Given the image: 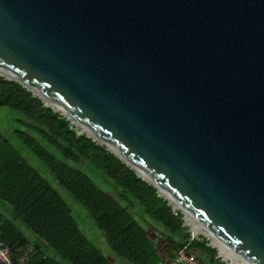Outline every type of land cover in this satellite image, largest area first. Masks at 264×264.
Returning <instances> with one entry per match:
<instances>
[{
  "label": "water",
  "instance_id": "obj_1",
  "mask_svg": "<svg viewBox=\"0 0 264 264\" xmlns=\"http://www.w3.org/2000/svg\"><path fill=\"white\" fill-rule=\"evenodd\" d=\"M0 66L264 264V0H0Z\"/></svg>",
  "mask_w": 264,
  "mask_h": 264
},
{
  "label": "trees",
  "instance_id": "obj_2",
  "mask_svg": "<svg viewBox=\"0 0 264 264\" xmlns=\"http://www.w3.org/2000/svg\"><path fill=\"white\" fill-rule=\"evenodd\" d=\"M14 79L0 74V109L11 120L0 129V239L14 260L25 264H111L81 230L64 196L15 147L11 138L41 163L56 183L82 205L111 250L129 264H168L186 247L203 264L215 261L217 249L203 236L191 238L180 210L157 188L104 144ZM162 230L158 238L155 227ZM27 230L45 244L41 250ZM156 238H155V237ZM200 237V238H199Z\"/></svg>",
  "mask_w": 264,
  "mask_h": 264
},
{
  "label": "rangeland",
  "instance_id": "obj_3",
  "mask_svg": "<svg viewBox=\"0 0 264 264\" xmlns=\"http://www.w3.org/2000/svg\"><path fill=\"white\" fill-rule=\"evenodd\" d=\"M0 74L4 75L6 78H9V76L2 71H0ZM44 102L48 103L46 99L44 100ZM74 124L77 127V131L79 133L84 132L88 136L91 137L90 132H88L87 130L85 131V129L82 128L78 123L74 122ZM10 125H11V120L6 115L5 110L0 109V129H3L5 132H8L7 130L10 128ZM11 141L15 145V147L27 158V160H29V162L33 166H35L40 171V173L44 177H46L51 182V184L55 188H57L58 191L64 196V198L66 199V201L70 205L72 213H73L75 219L77 220L81 230L91 239V241L94 243V245L97 246L102 251V253L111 262V264H129L123 258L119 257L118 255H116V253H114L111 250V248L109 247L108 243L106 242L104 236L102 235V232L92 222L91 218L89 217V215L87 213V210L82 205L77 203L64 189H62L56 183V181L53 179L52 175L46 170V168L41 163H39L38 160H36L23 147V145L20 142L16 141L14 138H11ZM155 225L160 226L158 224H155ZM197 225H198V223L196 221H190L189 219L186 221L184 220V226L186 227V230L190 234H194V236L203 235L202 234L203 230H202V228L199 227L200 224L198 225L199 228L197 230L195 229ZM156 230H159V228L156 227ZM25 234H30V233L27 230H25ZM157 240H158V244L160 245V247L163 246V247H165V249H168V246L162 241L161 238L157 237ZM207 240L210 241V239H208V238H207ZM213 242H214V239H213ZM66 264H68V263H66Z\"/></svg>",
  "mask_w": 264,
  "mask_h": 264
},
{
  "label": "built area",
  "instance_id": "obj_4",
  "mask_svg": "<svg viewBox=\"0 0 264 264\" xmlns=\"http://www.w3.org/2000/svg\"><path fill=\"white\" fill-rule=\"evenodd\" d=\"M170 203L172 204V210L174 214L177 213V210H180L183 215V219L185 221L189 219V216L187 215L186 211H183L182 209H180L176 203L172 201H170ZM199 227L202 228L203 230L202 234L208 239H210L209 244H211L213 247H215L218 250V254L220 256L226 257L230 259V261L235 262L236 264H246L241 259L237 258L231 253L227 252V250L225 251V249H222L219 245L215 244L213 242V237L209 234V232L205 228H203L201 225ZM190 235H191V238L196 237L194 236V234H190ZM0 264H25V262L23 259L14 260L11 255L10 247L4 240L0 239ZM169 264H203V263H201L198 260V258L193 252H189L187 251L186 247H182L177 251V253L174 256V259Z\"/></svg>",
  "mask_w": 264,
  "mask_h": 264
},
{
  "label": "crops",
  "instance_id": "obj_5",
  "mask_svg": "<svg viewBox=\"0 0 264 264\" xmlns=\"http://www.w3.org/2000/svg\"><path fill=\"white\" fill-rule=\"evenodd\" d=\"M7 131H9V130H7ZM0 212L1 213H3V215L4 216H6L7 218H12V216H13V213H12V211H11V209L7 206V204L6 203H4L3 201H0ZM153 225H154V227L156 228V227H158L159 228V230H156L155 229V233H153V235H155L156 237H157V235H158V232L157 231H160V230H162V227L161 226H156L155 225V223H152ZM29 238H30V240L32 241V242H35V244L39 247V248H41V250H44V249H46V246H45V244L43 243V242H41V241H38V240H36V238H34L32 235H30V234H26ZM154 236V237H155ZM200 236H202V235H200ZM155 237V238H156ZM206 240H207V238L205 237V236H203ZM200 238V237H199ZM155 240H157V239H155ZM158 241V240H157ZM208 244H209V241H208ZM210 245V244H209ZM212 246V245H211ZM110 262V261H109ZM171 262V261H170ZM111 263V262H110ZM169 264V263H168ZM212 264H236L235 262H233V261H230V259H228V258H226V257H222V256H220L219 254H218V251H217V254H216V256H215V261H213V263Z\"/></svg>",
  "mask_w": 264,
  "mask_h": 264
},
{
  "label": "bare ground",
  "instance_id": "obj_6",
  "mask_svg": "<svg viewBox=\"0 0 264 264\" xmlns=\"http://www.w3.org/2000/svg\"><path fill=\"white\" fill-rule=\"evenodd\" d=\"M0 71H2V72H4L5 74H7L8 76H10L11 75V73L9 72V71H7V70H5L3 67H1L0 66ZM46 99V98H45ZM44 99V100H45ZM47 100V99H46ZM47 102L49 103V104H51L54 108H57L58 109V106L56 105V104H54V103H52V102H50L49 100H47ZM74 120V122H76V123H78L82 128H84L85 129V131L87 130L88 132H90V135H92L93 137H95V138H99L97 135H95L91 130H89L86 126H84V125H82L81 123H79L76 119H73ZM100 139V138H99ZM141 174L142 175H144V177H147L146 176V174H144V173H142L141 172ZM187 215L189 216V219H190V221H196L197 223H198V225H199V222L193 217V215L190 213V212H188L187 211ZM198 225L196 226V230L199 228L198 227ZM210 234V233H209ZM212 236V235H211ZM213 239H214V243H216L217 245H219L222 249H225V251L227 250V252H229V253H231L232 255H234V256H236L235 254H233L223 243H221L217 238H215L214 236H213ZM230 254V255H231Z\"/></svg>",
  "mask_w": 264,
  "mask_h": 264
}]
</instances>
